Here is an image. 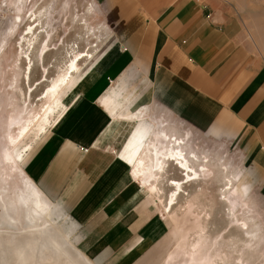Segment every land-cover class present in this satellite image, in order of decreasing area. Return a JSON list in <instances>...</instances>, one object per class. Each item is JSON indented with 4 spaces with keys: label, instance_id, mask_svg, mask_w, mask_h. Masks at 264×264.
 I'll return each mask as SVG.
<instances>
[{
    "label": "crops",
    "instance_id": "obj_1",
    "mask_svg": "<svg viewBox=\"0 0 264 264\" xmlns=\"http://www.w3.org/2000/svg\"><path fill=\"white\" fill-rule=\"evenodd\" d=\"M96 1L111 38L22 168L75 223L82 253L129 264L165 228L153 207L130 197L138 180L130 158L156 133L148 123L138 129L153 103L235 141L264 200V54L233 0ZM115 84L129 91L134 119L115 122L101 105Z\"/></svg>",
    "mask_w": 264,
    "mask_h": 264
},
{
    "label": "rangeland",
    "instance_id": "obj_2",
    "mask_svg": "<svg viewBox=\"0 0 264 264\" xmlns=\"http://www.w3.org/2000/svg\"><path fill=\"white\" fill-rule=\"evenodd\" d=\"M233 1L244 26L261 40L259 47L264 54V0ZM99 6L96 0H0V264H20L17 253L22 250L25 258L31 257L32 264H98L77 248L76 226L70 217L73 244L64 245L62 233L56 229L63 221L61 218L52 226L28 218L23 199L28 191L23 175L26 173L22 163L23 173L7 157L14 151L9 137L10 121L16 111L40 107L44 91L74 53L96 55L111 38L112 21L98 10ZM32 13L41 19V25L37 31L39 41L34 52L32 49L29 52H32L33 67L28 83L24 78L25 63L21 62L18 70L17 56L23 37H31L26 33L33 24ZM18 14L21 23L16 26ZM47 42V54L44 61H39L36 56ZM24 45L27 51L26 43ZM18 74L21 75L18 85L25 93L23 98L14 89ZM30 87L34 90L31 99ZM149 107V116L144 117L146 120L139 123L138 129L148 123L157 134H168L172 137L171 145L179 146L199 173V179L184 185L172 213L182 217L190 203L198 212L204 211L203 237L211 252L220 249V264H264V200L257 193L256 182L247 177L244 149L232 139L196 126L172 110L162 109L155 103ZM157 146L161 149L166 143L159 141ZM184 173L177 164L170 163L166 167L157 184L160 191L157 198H161L164 206L170 204L175 189L171 182H183ZM140 182L131 181V201L138 195L135 199H143L145 205L153 207L158 217L164 219L165 228L162 235L129 264H168V256L174 255L178 245L172 234L175 224L170 217L163 216V207L158 208L148 198L149 186L144 187ZM189 239L192 245L196 237L191 235ZM52 241L60 243L61 248L53 247ZM171 264H182V261L176 259Z\"/></svg>",
    "mask_w": 264,
    "mask_h": 264
},
{
    "label": "bare ground",
    "instance_id": "obj_3",
    "mask_svg": "<svg viewBox=\"0 0 264 264\" xmlns=\"http://www.w3.org/2000/svg\"><path fill=\"white\" fill-rule=\"evenodd\" d=\"M19 14L15 18L16 26L18 23H21V17ZM32 17L33 24H37L35 26H33V24L30 26L28 25L29 27L26 34L31 37H23V44L20 45V52H18L17 56L18 70L21 69V62L25 63L24 66L26 68L24 71V78L28 83L33 67L31 55L35 50V44L39 41L37 31L39 30L38 27L41 25V19L36 13H32ZM25 43L28 47L27 51L24 49ZM48 47L49 42H47V45L41 51V54L36 56L39 61H44ZM30 49H32L31 53H29ZM96 55L90 53H74V57L69 60L66 67L62 69L58 76L52 80L51 85H49L46 88V91H44L41 106L38 108L32 107L31 109L27 107L25 110L20 109L16 111L15 117L11 118V135L9 140L14 146V151L13 155L8 153L7 158L13 160L20 167L21 172L22 169L20 165L27 152L35 141L40 138L49 127L53 126L64 113L72 96L77 91V82L82 79V76L85 74L88 67L95 60ZM20 76L21 75L18 74L15 78L14 85L16 86L14 89L23 98L25 93L18 85ZM33 91V88L30 87V99ZM125 92L126 93L120 92L115 84L100 100L101 105L111 114L110 117H113L115 122L118 118L134 119V116L130 114V108L126 105L129 98V91L126 90ZM159 141L166 143V147L159 149L157 146ZM177 141L178 140L176 139V144ZM171 144L172 137L168 134L155 133L153 138L148 136L141 144H138L130 158L131 176L136 179L138 178L144 187L149 186L146 190L148 198L154 201L158 208L163 207L161 212L163 213V216L170 217L175 224L172 234L175 239L177 238L178 245L175 249L174 255H169L166 262L171 264L177 259L181 260L182 264H220L218 262L220 249L214 253L211 252V247H208L209 245L203 237L206 231L204 224L206 222H204L206 214L204 211L198 212V209L195 208L194 204L190 203L187 206L185 213L183 212L182 217L172 213L175 201L180 194L184 192V185L199 179V173L190 165V160L187 158L183 150H181L179 146L176 147ZM170 163L180 166L185 172V178L183 179V182H171L175 189L170 204L164 206L161 198H157V194L160 192L157 188V184L166 167ZM23 175L26 179L28 189L26 197L23 198L24 201H26L25 205L29 213L28 218H30L32 222H42L45 226H52V224L61 218L63 221H60L59 224L55 226L56 229L62 233L61 237L64 241L62 245L66 243L73 244V222L69 219V216L57 203L46 198L25 174ZM191 235L196 237L195 243L192 245H190L191 241L189 239ZM249 235L250 234L248 233L247 236ZM250 237L251 236H249V238ZM59 244L57 241L51 242V245L57 247V249L62 246ZM17 259H19L20 264H32L31 257H24V250L17 253Z\"/></svg>",
    "mask_w": 264,
    "mask_h": 264
}]
</instances>
